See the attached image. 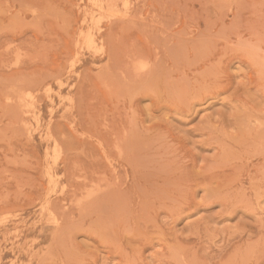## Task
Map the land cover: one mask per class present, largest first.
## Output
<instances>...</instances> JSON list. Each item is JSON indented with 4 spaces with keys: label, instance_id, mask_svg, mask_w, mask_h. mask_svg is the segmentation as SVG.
Returning <instances> with one entry per match:
<instances>
[{
    "label": "rangeland",
    "instance_id": "obj_1",
    "mask_svg": "<svg viewBox=\"0 0 264 264\" xmlns=\"http://www.w3.org/2000/svg\"><path fill=\"white\" fill-rule=\"evenodd\" d=\"M0 264H264V0H0Z\"/></svg>",
    "mask_w": 264,
    "mask_h": 264
},
{
    "label": "bare ground",
    "instance_id": "obj_2",
    "mask_svg": "<svg viewBox=\"0 0 264 264\" xmlns=\"http://www.w3.org/2000/svg\"><path fill=\"white\" fill-rule=\"evenodd\" d=\"M27 103V102H26Z\"/></svg>",
    "mask_w": 264,
    "mask_h": 264
}]
</instances>
